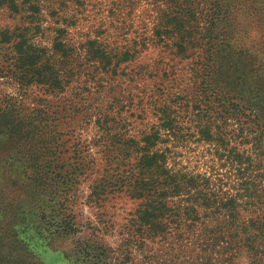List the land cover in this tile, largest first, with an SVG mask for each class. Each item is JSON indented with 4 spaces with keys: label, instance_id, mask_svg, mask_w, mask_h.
<instances>
[{
    "label": "rangeland",
    "instance_id": "374dc122",
    "mask_svg": "<svg viewBox=\"0 0 264 264\" xmlns=\"http://www.w3.org/2000/svg\"><path fill=\"white\" fill-rule=\"evenodd\" d=\"M168 1L66 0V8H54L40 0L43 7L33 11L26 8L29 0H18L24 8L0 7V30L16 29L43 49L39 64L48 62L56 77L53 85L19 89L17 78L8 75L13 44L0 39V107L7 100L18 112L9 125L29 124L16 135L0 122L3 264H264L263 248L233 260L202 251L200 229L181 241L144 235L138 249L134 211L140 200L115 188L98 195L116 171L102 157L96 120L141 138L158 109L169 106L180 112L185 134L158 147L169 146L176 168L209 176L215 188L235 193L242 174L250 177L258 191L247 197L242 214L264 226V0H184L183 8ZM156 29L166 44L157 43ZM62 36L66 54L57 41ZM89 38L99 39L110 55L125 49L133 55H112L111 64L103 65L86 53ZM179 39L184 51L174 45ZM216 93L234 97L245 114L256 113L243 116L244 123L218 117L223 132L235 135L228 143L244 153L242 164L186 132L197 121L188 111L212 106ZM35 110L41 122L31 118ZM252 120L259 127L246 129ZM38 124L42 131L33 128Z\"/></svg>",
    "mask_w": 264,
    "mask_h": 264
},
{
    "label": "trees",
    "instance_id": "16d2710c",
    "mask_svg": "<svg viewBox=\"0 0 264 264\" xmlns=\"http://www.w3.org/2000/svg\"><path fill=\"white\" fill-rule=\"evenodd\" d=\"M32 1L34 0H29L26 8L33 10L43 7L40 0ZM44 1L48 3V7L56 8L54 4L57 3L58 8H66V0ZM187 1L190 2V0ZM191 1L194 3V0ZM168 2L182 8L184 5V0ZM0 7L24 8L20 7L18 0H0ZM154 34L158 37L157 43L166 44L159 29H156ZM0 39L1 43L13 44L12 48L16 57L15 55L11 57L13 60L8 64L10 67L8 75L17 78L19 89L25 90L32 83L53 85L56 77L53 75L52 66L48 62L39 64L43 49L35 48L26 36L18 33L16 29L12 31L1 29ZM62 39L63 36L57 41L61 51L66 54L67 48L62 47L67 46V43ZM98 40L97 38L86 40V53L91 59L102 60L103 65L111 64L112 55H118L121 60H128L133 55L131 49H125L121 53L118 50L110 55L112 51H108ZM174 45L179 51H184L186 47L185 41L181 39ZM203 93L208 92L206 90ZM214 101L215 104L210 107L206 105L208 107H205L206 109L195 110L193 107V111H188L190 116H197V121L194 117V123H190L191 126L189 125L186 132L190 133V136H195L198 141L214 143L221 149L227 150L232 155V160L242 164L244 153L236 146H229L230 142L228 143L231 138V140L234 139L235 135L223 132V126L217 124L218 117L220 119L223 117L225 120L231 118L242 123L243 116L251 118L255 112L250 110L248 114H245L246 108L236 102L234 97L226 94L216 93ZM1 104L4 106L0 107V122L2 121L4 126L12 127L16 135L22 133L20 130L26 126L24 122L20 126L9 125L6 122L10 117H19L13 105L7 100ZM158 111L159 115L155 122L141 138L126 137V133L105 124L107 122L104 118L96 120L103 132L102 137L97 140L98 144L103 147L102 157L105 164L109 167L114 166L113 170L116 171L112 176L114 178L106 179V182H109L108 187L102 183L104 189L98 192V195L109 190L113 191L115 188L118 192L125 190L130 197L140 200L134 211L136 247L140 249L145 245L144 235L146 238L161 235L164 239L178 238L181 241L185 235L200 229L196 240L200 242L198 245L201 246V250L212 249L216 253H225L228 255L227 260H233L242 251L257 253L260 248L264 249L263 223H259L256 218L242 214L244 207L248 204L247 197L253 196L252 194L258 191V185L250 177L242 174L240 184L237 183L239 187L235 193H231L229 190L215 188L210 177L203 173L194 174L176 168L175 164L170 162L171 156L168 154L169 152L171 155L170 147L160 148L158 145L159 143H166V145L175 143L183 138L185 134L183 127L178 126L180 112H171L169 106H162ZM33 113L35 115L31 118L39 119L38 122H41L43 118H40V110H35ZM246 124V129L249 126L259 127L254 120ZM34 127L42 131L41 124ZM243 129L238 128L240 131ZM254 139L256 142L260 140L256 137ZM129 160L132 161L131 166L129 165L128 169H121ZM237 179H240L239 175ZM3 259L5 256L0 253V264H3ZM205 259L202 258V260Z\"/></svg>",
    "mask_w": 264,
    "mask_h": 264
}]
</instances>
